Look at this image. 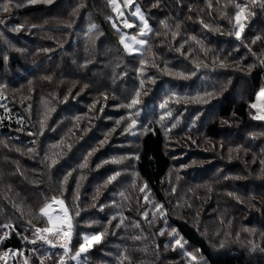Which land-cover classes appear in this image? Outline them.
<instances>
[{
  "label": "trees",
  "instance_id": "16d2710c",
  "mask_svg": "<svg viewBox=\"0 0 264 264\" xmlns=\"http://www.w3.org/2000/svg\"><path fill=\"white\" fill-rule=\"evenodd\" d=\"M32 1L39 0H8L18 11L14 15L16 21L7 30L0 24V46L4 40L13 42L9 33L12 28L26 30L29 25L23 21L47 10L45 4ZM55 1L45 15L48 26H30L48 37L40 41L43 44L37 52L44 55L46 64L31 67L26 73L34 74L27 79L29 83L37 82V74L45 72L49 96L37 88L31 96L35 105L31 107L28 101L19 107L20 99L6 94L18 93V80L0 83V99L4 101L0 107V253L11 255L9 262L18 264V256L28 257L35 250V231L44 223L40 210L49 199L58 196L60 189L47 186V192L39 195L33 190L35 183L54 176L60 185L63 176L72 174L73 169L62 170L61 161L84 137L86 144L79 147V156L77 149L73 156L78 169L89 159L85 156L94 137L88 130L90 126L81 122L80 130H75L68 110L57 111L56 105L71 85H75L73 91L80 90L75 84L78 79L67 69L73 60L81 70L88 64L85 76L90 78V85L97 86L94 79L102 80L95 87L99 94L112 96L119 92L118 87L126 88V92L132 89L128 94L124 92L121 99L113 96L117 102H105L113 105L102 119L107 120L105 125H113L112 122L128 116L125 129L135 140L137 150L131 154L126 171L136 180L134 186L146 205V217L132 221L138 229H128L126 218L119 223V234L128 236L126 240L136 237L141 245L139 250L133 252L125 240L116 254L102 250L106 256L102 264H264V121L254 119L249 107L255 95L264 89V0H133L152 28L139 56H127L119 43L112 27L116 19L112 0ZM241 9L252 22L237 39L232 21ZM61 36H71L68 47L60 46ZM83 42L90 45L85 44L80 50L78 46ZM31 43L37 44L33 39ZM14 46L17 51L23 49L17 43ZM73 48H77L75 59L70 57L66 64L58 58L60 49L68 54ZM7 52L0 53V71L8 68L13 74V69H24L18 60L7 61L11 58L10 51ZM106 66L109 68L98 75ZM127 75L135 81L134 87L130 88ZM180 75L182 78H178ZM183 78L188 79L180 81ZM151 81L159 83V87L149 101L154 112L147 123L144 106L128 105L133 99L139 102L137 94ZM114 83L117 84L112 88ZM239 86L244 91L232 97ZM91 91L96 95L94 89ZM55 94L60 99L54 98ZM40 105L43 107L38 111ZM119 106L125 115H114L112 110ZM29 108L32 113H28ZM63 116L66 121L58 127ZM133 120L135 127H131ZM140 129L142 134L138 135ZM174 139L181 143L173 142ZM191 144H195L194 150L185 149ZM119 155V151L104 153L93 163V172L108 158ZM192 161L203 165L193 172L180 169ZM121 172L124 169L117 167L100 171V176L110 184L116 183L110 190L112 194L117 195L122 189ZM79 174L84 178L90 176L88 169ZM77 182L69 177L71 188L67 191L74 190ZM178 195L182 205L171 217L167 212L170 213L172 197L175 201ZM72 197L71 203L76 206V200L84 208L81 195L76 197L73 192ZM114 203L110 201L111 205ZM117 215H106V221ZM93 224L94 220L88 225ZM84 230H79V244ZM73 243L71 246L78 245ZM92 249L86 251L89 256H85L84 264H96L91 262Z\"/></svg>",
  "mask_w": 264,
  "mask_h": 264
},
{
  "label": "rangeland",
  "instance_id": "374dc122",
  "mask_svg": "<svg viewBox=\"0 0 264 264\" xmlns=\"http://www.w3.org/2000/svg\"><path fill=\"white\" fill-rule=\"evenodd\" d=\"M53 1L55 0H39L38 2L32 1L31 3H37L39 5L47 4L48 7H46L47 5L46 6L44 5V7L47 10L40 14H36L30 17V19L25 22L23 21L22 23L29 25L26 27V30L20 31L19 29L14 30L12 28L9 31V33L10 36H12L13 38L11 39V41L13 42L10 43L9 41L4 40L0 46V53L4 51L5 52L10 51L11 53V58H7V61L10 60L9 62H12L18 60V62L23 64L24 67V69L21 70L19 68L13 69L14 71L13 74L10 72L8 68L4 69L3 71H0V83L6 85L10 80H15V79L18 80L16 82L17 85L20 84V89L18 90V93L14 91H10L8 93L6 92V94H11L14 95L15 98H19L20 99V103L18 104L19 107H21L24 104V102H28V101L31 107L35 105V101H34L35 98L31 99V96L33 94V91L37 88H40L42 94L47 93V96H49L47 91L48 88L46 85L47 84L46 79L48 77L45 75V72L37 74V76H39L37 77V82H40V84H38L36 81H31L28 83L27 79L33 76L34 74L28 76L26 73L28 71L27 69H30L31 67L36 68L42 66L43 64H46L44 55H42L41 52L40 54H37V52H39V48L43 44V43L41 44L40 41L47 40L48 37H46L45 34L43 35L42 33L36 30L34 31L31 30V28L33 27L30 26H35L39 28L41 26L44 27L48 26L45 23V15H47V13L50 11L49 7H51ZM4 3H8L9 10L5 12L2 9V7H0V24L3 26V28H5L4 30H7V28L16 21L14 15L18 10L16 6L10 4L8 0H0V5ZM111 3L116 13V19L113 20L112 27L113 25H115L113 29L115 30V33L119 36V43L121 37L123 36L125 38V41L132 46L133 51L131 53L126 52L124 46L121 43L120 45L124 49L127 56L141 55V53L145 48V45L147 44V39L149 38L152 31L151 25L147 21L146 14L143 13L139 5L133 3V0L130 5L126 4L125 0H112ZM137 9L139 11H137ZM237 13H240L241 15V20L239 24H237L236 21ZM237 13L232 23L236 29V33L240 32V36H241V34L244 31V28H247V25L249 26V24L252 22V18L246 19L244 10L243 12L239 10ZM141 17L143 18V22L141 20ZM224 18H226V16H224ZM125 23L131 24L133 25V27L131 28L125 27ZM144 24L148 25V28L145 29L147 35L141 36L140 31L141 28L144 27ZM241 26H242V30H241ZM44 32L45 31H43V33ZM11 33H13L14 35H12ZM21 37L22 40H18V41L16 40V38L21 39ZM133 38H135V40H144L146 43L143 47H141L139 44H136L134 42ZM32 39L34 42L37 43L36 45L35 44L32 45L31 43ZM56 39L57 38H54L53 40ZM66 42L68 44H65ZM69 42H71V36L68 37L61 36L59 38V44L60 46H64V48L68 47ZM84 42L78 46L80 50L84 49L85 44L90 45V43H84ZM14 43H17L18 45H22L23 49L17 51L14 46ZM32 51H34L35 53H32ZM76 52H77V48H73L72 53L68 52V54H64V52H62V49H60V52L58 53V58H60L63 62L67 64L68 63L67 60L70 57H73L75 59V57L77 56ZM153 61L155 62L156 60ZM72 63H73L72 65L67 64L68 66L67 69H69L72 75L74 74V76L78 80H82L83 82L82 81L80 82L78 80L75 81L76 86L80 87V90L73 91L72 87L75 88V85H71L70 88H68L65 91V96L63 97V100H61V102L57 101L56 103L57 111H60L61 108L66 109V111L68 110L67 111L68 116L70 117V119H72L73 124L76 125L75 130H80L78 125L81 124V122L87 123V125L90 126L88 130L90 133H94V137L91 138V142L89 144L90 149L86 154L87 156H85L86 158L89 157V159H86L87 161L86 167H83L82 169H78V162L76 160L77 158L73 156L74 150L76 149L79 150V147L82 144H86V137H84L83 140L82 139L77 140L76 144H74V147L70 149L69 152H66L67 156L63 159V162L61 161L63 165L62 170L65 169L74 170L72 174H68V176H66L67 180H65V177L63 176V178L61 179V184L58 185V183L55 180V177L53 176L51 179L45 177L46 180L41 184L35 183L33 190L35 191L36 194L39 195L45 194L47 192L48 190L47 186H50L49 189L55 187L60 188L61 191H59L60 189H57L58 196L56 198L49 199L48 202L42 207V208H47V213H48L47 215H42L40 210V215L43 218L44 223L41 227H38V230L40 231H35L37 233L35 234L37 241L35 240L36 244L32 246L33 248H35V250H33V252L28 257L18 256L16 259V263L18 264H84L83 260L85 259V256H89L88 255L89 253L81 252L76 259H72V257L75 256L77 252H79L80 246L82 244H86L84 237L93 236V235H99L101 240L99 241L98 245H96V242H92L91 244L86 245L87 250L94 247V249H92L93 251L91 250L92 253H90V254L94 253L93 255H91V259H92L91 262H96V264H102L106 259L105 258L106 256L105 254H103V251L110 252L111 254L118 253L119 248L121 247V245H123L124 241L128 237L122 235V233L119 234V231L121 230V226H122L121 224H119L120 221L123 218H126L127 219L126 223L128 224L129 226L128 229H129L130 226H132L131 224L133 223L132 221L136 220L135 218L139 219L140 216L142 215L146 217L145 215L146 205L144 203L142 204V202L140 201V197L138 195V188L134 186L136 180L133 177L128 176L127 174L128 172L126 171V169H128L129 165L131 164V160H130L131 154H133L137 150V144H135V140L131 139L128 136L127 130L125 129V124H127L128 116L127 115L123 116L125 115V111L120 110L123 107L119 106L118 108H115L112 111H114L113 112L114 115H121L123 117L119 118V120L115 122H112L113 125L112 124L105 125L107 124L106 122L107 120L102 119L103 116L110 111L109 106L113 105V102H109L107 105L105 104V102L108 101L117 102V99L114 98L113 96L117 97L118 99H121V95L125 94L124 92H126L125 91L126 88L118 87L116 90H118L119 92L115 91L112 96H109L106 93L99 94L96 88L101 85L102 80L100 82L99 80L94 79L97 86L90 85L89 84L90 78L88 76H87L88 78H86L85 76L88 68V64L84 65L85 67L84 70H81L78 67V65H76V63L73 62V60ZM107 68H109V66L102 68V70L100 72H97V74L100 75L101 73L105 72ZM162 69L161 71H164L166 74L171 75L172 71L168 69L165 70ZM57 70H59L58 66L56 67V71ZM14 75H18V76L14 77ZM127 76L129 77L127 82H131L130 88L134 87L135 81L132 80L131 75H127ZM175 76H178V74H176ZM102 78L104 80L105 76H102ZM178 78H182V76L180 75V77ZM188 78H183L180 81H183ZM123 83H125V81ZM116 84L117 83H114L112 88H114ZM158 87H159V83L157 84L154 81H151V85L148 86L147 88H144L138 94V97L140 99L138 102L139 106L140 107L144 106L145 111L148 112V114L144 115V121H147V123H149L153 119L154 110L152 109V106L150 107L152 102L150 103L149 101H151V99L155 97ZM91 89H94L96 91V95H94L95 92H92ZM131 91L132 89L126 93L128 94ZM243 91L244 89L241 86H239L236 92L232 94V97L237 95V93L239 92L242 93ZM261 92L262 90H260L255 95L254 102L249 106L250 113L253 114L254 117H259L264 115V96L260 95ZM103 96H105L106 98H103ZM53 97L55 98L58 96L55 94L53 95ZM58 99L60 98L58 97ZM185 104L189 105V103L187 102H185ZM253 104L256 105V107H252ZM3 105H4V101L0 99V107H2ZM42 107H43L42 105L38 106L37 108L38 111L41 110ZM29 112L32 113V108L28 109V113ZM256 120L264 121V119H256ZM65 121L66 118H64L63 116L62 120L58 122L59 123L58 127H60L61 123ZM140 128L142 129L143 126H140ZM141 129L138 132L139 133L138 135L142 134ZM173 142L181 143V141H178L177 139H174ZM219 147H221V145ZM185 149L194 150L195 144H191L190 146L185 147ZM112 151H119L122 153V155L115 156L113 159L108 158V160L104 161L101 164V166L97 167L96 172H93L94 171L93 163L98 161V159H100L104 155V153L106 152L110 153ZM80 152L81 150L78 151V156ZM201 165H203V162L192 161L184 165L180 169L185 170L186 173L193 172V169H195V167ZM116 167L121 170L124 169V172H121L120 181H119V183L122 186V189L117 193V195L112 194L110 191L112 190L111 189L112 187L116 186V183L110 184L108 180H106L103 176H100V171L102 169L116 168ZM87 169L90 172V176H88L87 178L80 176L79 173ZM69 177H73L78 181L75 189L72 191L70 190L71 192H68L66 189L68 187L71 188L69 185ZM93 177L95 178L94 181L92 183L89 182L87 184V181L91 180V178ZM175 179L177 180L178 178L176 177ZM73 192L76 193V197L79 195H81L82 197V203L84 205V208L83 207L81 208L80 203H78L75 200L78 211H76L75 204L73 202L71 203L73 199L72 197ZM111 200L115 201L113 205L110 204ZM55 201H63V206H61V204L59 203H56ZM102 204L104 206L103 208L100 209L99 207H101ZM181 205L182 203L179 195L176 197L175 201H173V197H172L173 208L171 207L168 210L170 211V213L167 212V214H170L171 217H174V213L176 209L181 207ZM122 211H124L125 213H122ZM113 212H116L118 214L117 217L114 220L110 219L106 221V215L112 214ZM65 213H67V215H65ZM84 213H86V216H84ZM49 216L52 217V223H49ZM93 220L95 224L89 226L88 224H90ZM223 222H226L225 218L223 219ZM155 225L156 227L160 226L157 220H155ZM46 228L52 229V231L45 232L44 229ZM57 228L60 229L59 232H57ZM84 228H86L87 230H84ZM134 228L138 229L136 227ZM79 230L81 232L83 230L85 231L82 236V240L80 241V244L77 242L78 234L80 232ZM97 231H101L102 235L99 234ZM66 232L70 233V235L65 236L64 233ZM109 232L111 233V235H108ZM161 235L164 236L165 232L161 231ZM73 242L78 243V245L71 246ZM109 243L111 244L109 245ZM125 244H127L128 246L130 245L131 247L130 246L129 247L133 250V252L136 251L137 249L139 250L141 246L139 244V240H137L136 237L133 239L132 238L130 239L129 237L126 240ZM65 249H67V251ZM10 257L11 255L0 253V264H11L9 262Z\"/></svg>",
  "mask_w": 264,
  "mask_h": 264
},
{
  "label": "snow or ice",
  "instance_id": "6c2138e0",
  "mask_svg": "<svg viewBox=\"0 0 264 264\" xmlns=\"http://www.w3.org/2000/svg\"><path fill=\"white\" fill-rule=\"evenodd\" d=\"M125 3L128 4V5H130V4L132 3V0H125ZM0 7H2V9H3L5 12L9 10V5H8V3H4V4L0 5ZM137 11H139V10L137 9ZM241 12H243V9H241ZM141 20H142V22H143V18H142V17H141ZM240 20H241V15H240V13H237V15H236V21H237V24L240 23ZM93 27H94V26H93ZM113 27H115V25H113ZM125 27H129V28H131V27H133V25L125 23ZM146 28H148V25H147V24H144V27L141 28V31H140V35H141V36H145V35H147V32H145V29H146ZM241 30H242V26H241ZM149 31H150V29H149ZM236 36H237V39H239V38H240V32H237V33H236ZM133 40H134V42H135L136 44H139L141 47H143V46L145 45V43H146L144 40H135V38H133ZM120 43L124 46V49H125L126 52H130V53H131V52L133 51L132 46H131L129 43H127V42L125 41V38H124L123 36L121 37ZM142 63H143V61H142ZM137 95H138V94H137ZM260 95H261V96H264V90H262V92L260 93ZM136 103H138V101H137L136 99H133V100L131 101V104L128 105V107L131 108L132 105H135ZM161 107H164V105L162 104ZM252 107H256V105L253 104ZM254 119H264V115L259 116V117H254ZM135 123H136V122L133 120V121H132V124H131V127H135ZM42 126H43V125H42ZM52 162L55 163V160H53ZM86 166H87V161H85V163L81 165L82 168H83V167H86ZM114 178H115V177H113V179H114ZM65 180H67V177H65ZM141 191H143V189H141ZM55 202H56V203H59V204H61V206H63V201H55ZM159 207H160V206H157V208H159ZM41 214H42V215H47V214H48V213H47V208H42V209H41ZM65 215H67V213H65ZM49 223H52V217H50V216H49ZM69 227H70V225H69ZM37 231H40V230H37ZM44 231H45V232H51L52 229L46 228V229H44ZM59 231H60V229L57 228V232H59ZM64 235H65V236H68V235H70V233H67V232H66V233H64ZM41 238H43V237H41ZM84 240H85L86 244H82V245L80 246V250H79V252H77L76 255L72 257V259H76V258L80 255L81 252H86V251H87V246H86V245L91 244L92 242L99 243V241H100V236H99V235L85 236V237H84ZM46 242H48V241H46ZM177 243H179V241H177ZM65 250L67 251V249H65Z\"/></svg>",
  "mask_w": 264,
  "mask_h": 264
}]
</instances>
